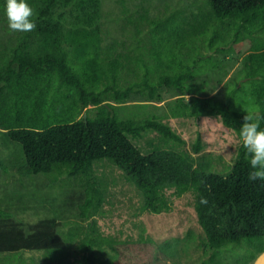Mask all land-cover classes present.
<instances>
[{
	"label": "trees",
	"instance_id": "16d2710c",
	"mask_svg": "<svg viewBox=\"0 0 264 264\" xmlns=\"http://www.w3.org/2000/svg\"><path fill=\"white\" fill-rule=\"evenodd\" d=\"M26 2L34 31H12L7 19L0 20V139L19 144L26 172L55 180L66 175L82 189L76 204L78 217L87 221L80 243L85 264H182L179 248L193 243V235L188 243L177 237L157 242L143 228L125 241L102 236L93 217L107 190L95 168L106 162L140 191L142 212L170 211L167 188L193 195L205 232L191 248L195 255L200 250L199 264H221L219 253L227 249L252 248L253 260L263 253L264 181L249 180L242 142L228 170H219L200 135L191 154L166 120L217 117L240 139L249 114L264 130V0H194L189 14L152 17L146 7L130 15L122 10L134 33L127 45L115 38L104 43L103 0ZM216 54L241 56L221 97L205 94L207 75L219 68ZM170 91L176 97L167 103L168 115L149 109ZM142 138L143 145L135 142ZM10 164L0 158V170ZM65 246L57 227L27 225L0 208V254Z\"/></svg>",
	"mask_w": 264,
	"mask_h": 264
},
{
	"label": "rangeland",
	"instance_id": "374dc122",
	"mask_svg": "<svg viewBox=\"0 0 264 264\" xmlns=\"http://www.w3.org/2000/svg\"><path fill=\"white\" fill-rule=\"evenodd\" d=\"M120 1L103 0L102 21L106 45L111 44L113 38L115 41L123 40L127 45L129 38L134 36L133 29L125 26L122 10L128 9L130 15L135 11L141 12V7H146L150 17L175 10L183 11L184 14L195 10V5L192 4L194 0H150L149 4H139L141 0H124L125 4H121ZM145 1L147 0H143L144 3ZM2 19H7L6 11H0V20ZM144 36L139 35L137 39ZM116 50L120 51L119 45ZM216 55L214 57L220 60L219 68L216 73L211 72L207 75L209 82L205 94L221 97L224 94V82L240 67L241 62L238 59L241 56ZM175 97L170 91L163 95L162 102H150L149 109L161 115H168L167 103ZM166 121L186 140L185 150L194 154L192 144L200 135L203 150L211 154L216 167L219 170H228L241 140L217 117L203 116L199 119L169 117ZM148 136L152 134L148 133L144 137ZM145 138L135 142L143 145ZM2 140L0 139V158L7 163L11 161V164L7 172L0 170V208L8 210L16 219L24 221L27 225L44 221L50 226L57 227L66 239V246L55 251L23 250L17 253H2L0 264H85L83 258L85 252L81 249L80 243L86 238L87 221L78 217L76 204V198L82 193V189L66 175H60L59 179L55 180L44 174L34 175L26 172L19 144ZM95 176L98 182H103V187L107 190L101 213L93 217L102 236L116 242L125 241L136 237L139 229L143 228L157 242L177 237L182 238L183 243H188V237L192 238L193 235L191 248L196 247L198 236L205 237V232L197 223L192 194L178 195L174 186L167 188L165 195L172 207L170 211L160 214L142 212L140 210L143 204L142 194L120 169L106 162L96 166ZM117 247L118 244L115 243L114 248ZM103 248L109 252L113 250L112 245L105 242ZM191 248L188 246L185 249L179 248L182 264H199L203 259L199 249V253L195 255L193 253L195 250L192 251ZM253 251L252 248L245 251L227 249L220 252L218 258L221 264L242 262L255 264L262 252L253 260L251 259Z\"/></svg>",
	"mask_w": 264,
	"mask_h": 264
},
{
	"label": "clouds",
	"instance_id": "9594fccd",
	"mask_svg": "<svg viewBox=\"0 0 264 264\" xmlns=\"http://www.w3.org/2000/svg\"><path fill=\"white\" fill-rule=\"evenodd\" d=\"M5 11L10 30L30 32L36 29L33 9L26 0H6ZM239 135L249 157V180L264 181V130L260 128L259 118L246 114Z\"/></svg>",
	"mask_w": 264,
	"mask_h": 264
},
{
	"label": "bare ground",
	"instance_id": "6f19581e",
	"mask_svg": "<svg viewBox=\"0 0 264 264\" xmlns=\"http://www.w3.org/2000/svg\"><path fill=\"white\" fill-rule=\"evenodd\" d=\"M256 264H264V253L256 260Z\"/></svg>",
	"mask_w": 264,
	"mask_h": 264
},
{
	"label": "crops",
	"instance_id": "0c3cea01",
	"mask_svg": "<svg viewBox=\"0 0 264 264\" xmlns=\"http://www.w3.org/2000/svg\"><path fill=\"white\" fill-rule=\"evenodd\" d=\"M264 253V252H263ZM255 264H256V262H255Z\"/></svg>",
	"mask_w": 264,
	"mask_h": 264
}]
</instances>
